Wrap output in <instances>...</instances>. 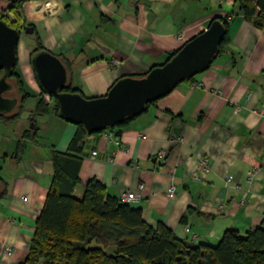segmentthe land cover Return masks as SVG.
<instances>
[{
	"label": "crops",
	"instance_id": "1",
	"mask_svg": "<svg viewBox=\"0 0 264 264\" xmlns=\"http://www.w3.org/2000/svg\"><path fill=\"white\" fill-rule=\"evenodd\" d=\"M7 6L8 1L0 2V12ZM22 14L42 47L66 62L71 87L89 98L106 94L121 77L164 63L214 17L229 18L224 51L205 71L111 130L112 137L105 136L109 130L84 136L74 194L80 198L90 178L111 196L135 192L140 198L129 204L141 208L148 224L162 222L195 243L215 244L227 228L241 233L264 228V25L256 28L246 21L234 0H32L23 4ZM29 36L34 39L33 32ZM35 46L36 41L23 49L17 70L31 94L24 111L34 115L44 139L28 141L17 156L4 148L0 159L6 184L0 247H11L0 255V264L24 262L51 181V151H66L77 130L52 111L42 93L48 108L33 113L41 92L30 64ZM21 116L16 144L26 130ZM200 158L207 159L208 169L195 180ZM170 185L173 197L167 196Z\"/></svg>",
	"mask_w": 264,
	"mask_h": 264
},
{
	"label": "trees",
	"instance_id": "2",
	"mask_svg": "<svg viewBox=\"0 0 264 264\" xmlns=\"http://www.w3.org/2000/svg\"><path fill=\"white\" fill-rule=\"evenodd\" d=\"M26 1L31 0H10L6 9L0 12V20L19 33L25 28L33 30L36 46L30 51L31 64L35 53L47 50L42 47L34 25L22 19L19 13ZM234 3L246 21L256 28L263 27L264 0H234ZM214 20H219L225 30L216 58L228 42L229 18L214 17L209 23ZM179 49L170 53L166 61ZM60 59L67 69L66 62ZM148 71L133 77H142ZM8 81L14 86L16 96L12 97L17 98L18 104L10 113H0V121L4 123L17 119L24 110L25 101L31 96L25 90L17 70V54ZM61 91L83 95L78 88L71 87L69 76ZM41 93L44 94L40 92L34 114H41L48 108L49 104L44 102ZM157 100L147 104L146 109ZM50 103L52 111L60 117L58 104L53 97ZM30 116L34 126L23 131L16 145L15 156L24 150L28 141H36L34 115L31 113ZM136 116L100 132L123 127ZM76 129L66 151H51L50 185L22 264H264V228L261 226L243 233L227 228L217 243L199 242L191 247L162 222H158L155 227L148 224L142 218L140 207L121 202L118 196H111L96 178L88 179L81 197H76L74 189L79 184L80 145L87 135L82 124H76ZM5 194L6 184L0 177V199Z\"/></svg>",
	"mask_w": 264,
	"mask_h": 264
},
{
	"label": "water",
	"instance_id": "3",
	"mask_svg": "<svg viewBox=\"0 0 264 264\" xmlns=\"http://www.w3.org/2000/svg\"><path fill=\"white\" fill-rule=\"evenodd\" d=\"M24 32L31 34L33 30L25 28ZM224 32L219 20L212 21L162 65L150 68L142 77H121L106 94L97 97L62 92L68 80L67 69L49 51L35 53L31 67L41 91L56 100L59 116L72 124H82L87 134H92L140 114L147 104L168 94L180 82L205 71L218 52ZM19 35L0 20V113H10L18 104L16 97L7 94L14 90L8 76L16 63ZM186 243L191 247L196 245L193 241Z\"/></svg>",
	"mask_w": 264,
	"mask_h": 264
},
{
	"label": "rangeland",
	"instance_id": "4",
	"mask_svg": "<svg viewBox=\"0 0 264 264\" xmlns=\"http://www.w3.org/2000/svg\"><path fill=\"white\" fill-rule=\"evenodd\" d=\"M2 1L3 0H0V2H2ZM26 2H28V1H26ZM23 4H22V6H23ZM43 4L47 5L48 2L44 1ZM19 13L23 19L24 17L22 14V7H21ZM9 17L12 18L11 15H9ZM34 44H35V41L31 36H29V34L25 33L24 31H22L20 33L18 44H17V50H16L17 67L21 63L23 49H29L30 47H33ZM30 106H32V102L28 103V107H30ZM21 114H22V116L20 119L27 120L26 129L32 128V122L30 120L31 116L29 115V112L27 110H25L24 113H21ZM19 117L17 119H19ZM17 119H15L14 121H12L10 123H7L6 126H5L4 122H0V153H2V155L0 154L1 155L0 159L3 158V152H5V149L8 150L10 148L11 150H13L10 156H13L15 153V149H16L17 144L14 142L13 138L16 135V132H18V130H22V129H18V126H17L18 120ZM34 123L36 124L35 120H34ZM37 138L39 141H43L44 135H43L42 130L37 131Z\"/></svg>",
	"mask_w": 264,
	"mask_h": 264
},
{
	"label": "built area",
	"instance_id": "5",
	"mask_svg": "<svg viewBox=\"0 0 264 264\" xmlns=\"http://www.w3.org/2000/svg\"><path fill=\"white\" fill-rule=\"evenodd\" d=\"M221 1H223V0H221ZM177 37L179 39L184 38V32L183 31L178 32L177 33ZM44 95H45V99L47 100V102H51V97L49 95H47V94H44ZM105 136L106 137H112V133L109 131V132L105 133ZM115 140L118 142L119 139L116 137ZM175 140L180 141V140H182V138L177 136L175 138ZM91 154L94 156V155L97 154V152L96 151H92ZM163 155H164L163 151H159L157 153V157L160 158V159L163 158ZM207 169H208L207 159L206 158L198 159L197 166H196V171L192 175V178L195 179V180H199L201 174L204 173ZM225 179H226L227 182H229V181H231L232 176L227 175ZM251 179H252V174H250V176L247 178V181L250 182ZM138 189L140 191L143 190L144 189V184L143 183H139L138 184ZM174 195H175V187L173 185H170L168 187L167 196L168 197H173ZM118 198L120 199L121 202L129 203V202H133V201L139 200L140 195L135 193V192H131V191H123V192H121L118 195ZM191 236H192V238H196L197 237V235L195 233H193ZM10 251H11V247L9 245H4V246L0 247V255L2 253H9Z\"/></svg>",
	"mask_w": 264,
	"mask_h": 264
},
{
	"label": "flooded vegetation",
	"instance_id": "6",
	"mask_svg": "<svg viewBox=\"0 0 264 264\" xmlns=\"http://www.w3.org/2000/svg\"><path fill=\"white\" fill-rule=\"evenodd\" d=\"M7 96H9V97L16 96V91L13 90V91L9 92V93L7 94Z\"/></svg>",
	"mask_w": 264,
	"mask_h": 264
}]
</instances>
